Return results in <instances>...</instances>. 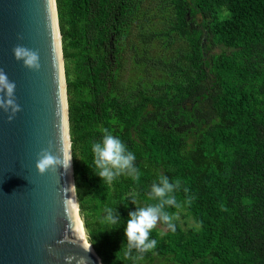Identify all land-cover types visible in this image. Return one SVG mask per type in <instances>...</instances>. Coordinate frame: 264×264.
I'll use <instances>...</instances> for the list:
<instances>
[{"label":"trees","instance_id":"obj_1","mask_svg":"<svg viewBox=\"0 0 264 264\" xmlns=\"http://www.w3.org/2000/svg\"><path fill=\"white\" fill-rule=\"evenodd\" d=\"M56 6L76 200L102 264H132L123 229L156 202L161 175L179 184L180 208L165 207L176 231L158 223L138 264H264V0ZM105 130L135 154L138 180L95 175ZM105 207L116 224L102 222Z\"/></svg>","mask_w":264,"mask_h":264},{"label":"water","instance_id":"obj_2","mask_svg":"<svg viewBox=\"0 0 264 264\" xmlns=\"http://www.w3.org/2000/svg\"><path fill=\"white\" fill-rule=\"evenodd\" d=\"M16 46L38 53V71L15 59ZM0 70L15 83L20 106L11 122L0 109V264H68L66 257L71 264H102L76 200L56 0H0ZM61 138L70 167L41 175L40 153L51 144L52 154L60 155Z\"/></svg>","mask_w":264,"mask_h":264},{"label":"clouds","instance_id":"obj_3","mask_svg":"<svg viewBox=\"0 0 264 264\" xmlns=\"http://www.w3.org/2000/svg\"><path fill=\"white\" fill-rule=\"evenodd\" d=\"M14 57L17 61H21L23 65L31 70L38 71L40 69L39 55L37 52L23 46H16L13 49ZM14 82L8 79L6 73L0 70V109L8 114V120L11 122L15 115L20 111V106L15 101ZM62 147L59 149L60 155H53L51 152L52 145L49 149L43 150L37 161L36 169L43 175L48 171H57L60 166L65 170L70 167L71 159L68 158L64 149L63 140L61 138ZM91 152L93 154V164L95 166V175L105 183L112 181L121 175L130 177L133 181L139 179L140 173L135 165V154L129 151L126 145L117 136L108 133L105 134L99 141L91 144ZM62 157V158H61ZM73 185L67 188V192L71 193ZM179 184L169 181L167 176H159L156 181H153L150 191L147 193L149 198L155 200V203L146 206L137 207L135 211H130L123 229L124 238L127 243V251L125 256H130L132 264H138L143 260L145 253L154 249L156 240L150 238L152 230L158 223L166 226L171 232L176 231L177 214L169 213L165 210L166 206L180 208L175 197V190ZM187 192V189H184ZM71 197L65 200V212L70 221L72 218ZM131 203L135 204V198H131ZM104 215L101 217L102 222L106 224H116L118 221L117 210L110 207L103 209ZM71 228L74 227L70 223ZM75 236V233L72 232ZM76 241H78L76 239ZM74 241V242H76ZM79 242V241H78ZM68 264H71L72 257H66Z\"/></svg>","mask_w":264,"mask_h":264},{"label":"rangeland","instance_id":"obj_4","mask_svg":"<svg viewBox=\"0 0 264 264\" xmlns=\"http://www.w3.org/2000/svg\"><path fill=\"white\" fill-rule=\"evenodd\" d=\"M179 219H180L181 223L184 225L185 228H188V227L193 225V221L192 220L185 219V218L182 217V215H179Z\"/></svg>","mask_w":264,"mask_h":264}]
</instances>
